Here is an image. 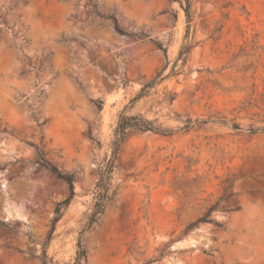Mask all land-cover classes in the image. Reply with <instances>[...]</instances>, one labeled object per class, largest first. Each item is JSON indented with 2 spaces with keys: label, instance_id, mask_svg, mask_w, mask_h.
I'll list each match as a JSON object with an SVG mask.
<instances>
[{
  "label": "rangeland",
  "instance_id": "obj_1",
  "mask_svg": "<svg viewBox=\"0 0 264 264\" xmlns=\"http://www.w3.org/2000/svg\"><path fill=\"white\" fill-rule=\"evenodd\" d=\"M187 24L173 0H0V264H43L70 196L40 150L74 177L55 263H74L81 236L84 264H264V0H191L186 38ZM186 42L178 73L127 109L174 133L128 131L80 235L120 113ZM215 203L222 227L185 233Z\"/></svg>",
  "mask_w": 264,
  "mask_h": 264
},
{
  "label": "trees",
  "instance_id": "obj_2",
  "mask_svg": "<svg viewBox=\"0 0 264 264\" xmlns=\"http://www.w3.org/2000/svg\"><path fill=\"white\" fill-rule=\"evenodd\" d=\"M173 1L179 2L184 9L186 20L188 23L187 32H186V38H187L190 35L191 0H173ZM190 50H191L190 42L184 43L169 73L164 74L166 67L163 68L161 71H158L151 80L143 84L140 91L131 99L130 105H126L124 110L120 113L117 126L115 129L114 140L112 143V157L107 161L106 165L104 166V168L102 169L100 173V178L96 186L97 191L95 195L93 209H92L91 214L88 217L86 226L81 230L80 235H82L85 231L93 227V225L98 221L100 215L105 210L106 203L110 199V196H111L110 194L111 179H112L113 170L115 168L116 156L118 154V151L122 143L124 142L126 138L128 131H130L131 129H139L142 131H150V132L158 133L161 135H171L174 133L173 129L163 127L161 124H157L154 120L148 119L142 115L128 114L127 109L129 106L134 105L140 99L148 95L151 89H153L156 85L162 83L170 76L176 75L179 71V68H178L179 63L180 62L184 63L186 61L187 55L190 52ZM164 51L166 52V50ZM167 65H169V61ZM207 122H209V119H205V120L189 119L187 123L182 127V129L188 130L198 123H207ZM233 128L242 130V127L236 123L233 124ZM249 131L250 133H255L258 131V129L250 128ZM262 131H264V129H262ZM39 156L40 157L37 160V163L49 169L52 173L57 175L59 178L66 180L70 187V196L67 197L63 201L58 202L56 205L54 216L52 218V227L49 231L47 240L45 242L43 253L40 256L43 264H57L48 256L46 247L53 237L54 231L56 230L57 223L63 216L64 210L69 206L72 198L75 195L74 177L72 174H69L61 170L57 164H55L53 161L48 159L44 151L40 150ZM217 205L218 203L211 205L210 207L207 208V210L202 215H200L194 221L190 222L185 228V233H188L193 228L203 223H212L213 225L217 227H222L223 224L216 218L212 217V213L217 207ZM236 209H240V207H236ZM84 259H85V249L83 248V244H82V240L80 236L78 240V250H77V254H76L75 261L73 264H84Z\"/></svg>",
  "mask_w": 264,
  "mask_h": 264
},
{
  "label": "bare ground",
  "instance_id": "obj_3",
  "mask_svg": "<svg viewBox=\"0 0 264 264\" xmlns=\"http://www.w3.org/2000/svg\"><path fill=\"white\" fill-rule=\"evenodd\" d=\"M6 86L4 85V87H3V85H1V83H0V91L2 90V92L4 91V93L6 92V88H5ZM63 87V86H62ZM64 88V87H63ZM63 88H60L58 91H57V93L54 95V97H59V96H62L61 94H62V92L63 91H65V90H63ZM6 89V90H5ZM65 94V93H64ZM54 107V106H53Z\"/></svg>",
  "mask_w": 264,
  "mask_h": 264
}]
</instances>
